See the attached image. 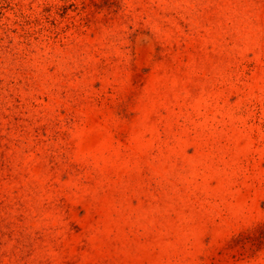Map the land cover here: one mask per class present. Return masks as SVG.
Returning <instances> with one entry per match:
<instances>
[{"label":"rangeland","instance_id":"rangeland-1","mask_svg":"<svg viewBox=\"0 0 264 264\" xmlns=\"http://www.w3.org/2000/svg\"><path fill=\"white\" fill-rule=\"evenodd\" d=\"M0 264H264V0H0Z\"/></svg>","mask_w":264,"mask_h":264}]
</instances>
